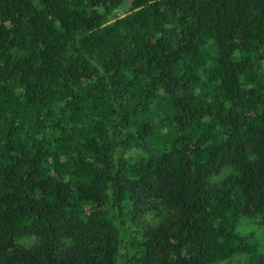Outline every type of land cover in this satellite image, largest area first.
I'll return each instance as SVG.
<instances>
[{
	"label": "trees",
	"instance_id": "trees-1",
	"mask_svg": "<svg viewBox=\"0 0 264 264\" xmlns=\"http://www.w3.org/2000/svg\"><path fill=\"white\" fill-rule=\"evenodd\" d=\"M0 264H264V0H0Z\"/></svg>",
	"mask_w": 264,
	"mask_h": 264
}]
</instances>
